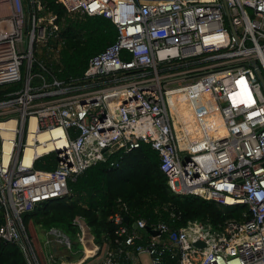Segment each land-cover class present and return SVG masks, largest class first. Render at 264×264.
<instances>
[{
    "label": "built area",
    "instance_id": "obj_1",
    "mask_svg": "<svg viewBox=\"0 0 264 264\" xmlns=\"http://www.w3.org/2000/svg\"><path fill=\"white\" fill-rule=\"evenodd\" d=\"M58 2L74 19H109L116 40L90 58L81 77L60 80L35 56L44 44L51 63L59 62L57 15L45 0H0V87L23 81L7 98L0 93V122L15 120L13 129L0 127V238L18 244L29 264H42L22 215L68 195L69 181L92 165L146 143L176 194L246 208L221 228L200 219L179 228L136 219L139 228L159 231L146 236L129 228V206L119 198L109 218L114 238L91 252L103 253L99 264H264V0ZM171 95L197 114L203 140L181 146ZM32 117L38 131L62 133L34 138L32 146L52 148L26 166ZM4 130L14 134L9 153ZM50 154L55 169L34 167ZM49 234L50 263L73 256V240L56 227Z\"/></svg>",
    "mask_w": 264,
    "mask_h": 264
},
{
    "label": "trees",
    "instance_id": "obj_2",
    "mask_svg": "<svg viewBox=\"0 0 264 264\" xmlns=\"http://www.w3.org/2000/svg\"><path fill=\"white\" fill-rule=\"evenodd\" d=\"M45 1L48 10L57 15L63 41L59 62L48 68L60 80L81 77L90 58L116 40V26L102 16L74 19L58 0ZM22 87L23 81L0 87L1 99L7 98L5 93ZM170 99L176 98L171 95ZM180 102L178 99L172 106L173 115ZM177 134L181 143L188 137L181 131ZM56 164V156L50 154L38 160L34 167L52 170ZM68 186V195L41 202L22 215L29 238H32L31 225L34 223L48 230L52 227L62 229L73 241L89 238L88 244L101 247L106 238L115 236V225L109 218L117 210L119 198L129 206L130 229L138 218L146 219L149 224L163 220L174 228L200 219L209 221L214 228H221L230 218L240 219L246 208L245 205L227 207L197 195L176 194L160 169L158 152L146 143L131 151H119L107 161L92 165L70 180ZM3 222L4 215L0 213V226ZM64 259L66 263L69 261ZM0 264L29 263L18 244L0 238Z\"/></svg>",
    "mask_w": 264,
    "mask_h": 264
},
{
    "label": "rangeland",
    "instance_id": "obj_3",
    "mask_svg": "<svg viewBox=\"0 0 264 264\" xmlns=\"http://www.w3.org/2000/svg\"><path fill=\"white\" fill-rule=\"evenodd\" d=\"M35 56L38 59L44 61V63L48 67L52 65L48 53V47L46 45L43 44L36 46ZM175 98L176 100L178 99L181 100V102L177 106L176 113L173 115L176 130L181 131L184 134H188V137L181 143V146L184 147V145L188 144L190 141L203 140L204 138L201 137L202 134H200V132H197L196 129L199 126L196 123L197 114L196 113L191 114L190 108L186 107L185 104H183V100L181 97L177 98L175 96ZM192 120L195 121L196 126L191 122ZM50 229L48 230L40 225H35L34 223H32L31 225L32 238L30 239L32 240V243L36 248L37 254L42 264H99L100 263L103 257V253L99 254L98 256H94L91 253L85 255V251H87L86 248L88 246L89 238L82 239V237L79 238L78 240H74L75 243H74V248L72 249V255H73L72 260L66 263L63 256H56L55 261H53V263H50L49 255L52 253L51 250L52 248L47 243L48 237H51L49 234ZM142 258H144V260L147 259L146 255L144 256L142 255Z\"/></svg>",
    "mask_w": 264,
    "mask_h": 264
},
{
    "label": "bare ground",
    "instance_id": "obj_4",
    "mask_svg": "<svg viewBox=\"0 0 264 264\" xmlns=\"http://www.w3.org/2000/svg\"><path fill=\"white\" fill-rule=\"evenodd\" d=\"M208 112L211 113L213 110L209 107H207ZM211 111V112H210ZM215 112V110H214ZM210 115V114H209ZM0 127L4 128L6 127V129H13V127H15V120H10L9 122L3 123L0 122ZM37 120L36 117H32L31 119V129L32 131L29 134V140H28V144L26 145L25 149H24V160H23V165L26 166H31L33 164L34 158L36 157V155H38L39 153H43L46 151H49L52 148L51 142H48V144H45L46 147H44V145H39L37 144L36 146H32L34 144V138H38L41 141H45L46 139H48L49 137L54 136H58L61 135L62 133V128L60 127H56L53 129V131H38L37 129ZM35 129V130H34ZM3 135L6 138L5 140V152L9 153L11 151V149L13 148V145L15 143L14 139V134L11 130H4L3 131ZM64 141L63 140H59L58 141V146L61 147L63 145ZM94 249V245L93 244H88L85 254L88 255L90 254Z\"/></svg>",
    "mask_w": 264,
    "mask_h": 264
},
{
    "label": "water",
    "instance_id": "obj_5",
    "mask_svg": "<svg viewBox=\"0 0 264 264\" xmlns=\"http://www.w3.org/2000/svg\"><path fill=\"white\" fill-rule=\"evenodd\" d=\"M263 82H264V79H263ZM125 221L127 223H129L130 222V216H125ZM133 227L140 230L141 232H143L146 236H148L150 232L153 235L159 234V231L151 230L149 227L148 228H139L135 222L133 223ZM59 230H61V232H63L69 239H71L62 229H59ZM196 245L197 246H204V243L201 241H198V242H196ZM56 249L57 248L54 247V250H56Z\"/></svg>",
    "mask_w": 264,
    "mask_h": 264
},
{
    "label": "crops",
    "instance_id": "obj_6",
    "mask_svg": "<svg viewBox=\"0 0 264 264\" xmlns=\"http://www.w3.org/2000/svg\"><path fill=\"white\" fill-rule=\"evenodd\" d=\"M69 261L73 258V256L71 257V256H67L66 257Z\"/></svg>",
    "mask_w": 264,
    "mask_h": 264
}]
</instances>
